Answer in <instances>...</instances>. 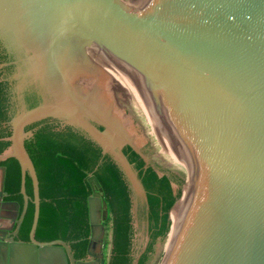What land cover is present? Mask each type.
Returning <instances> with one entry per match:
<instances>
[{
  "label": "water",
  "instance_id": "95a60500",
  "mask_svg": "<svg viewBox=\"0 0 264 264\" xmlns=\"http://www.w3.org/2000/svg\"><path fill=\"white\" fill-rule=\"evenodd\" d=\"M0 43L15 105L0 162L16 160L23 199L18 217L0 164V264H90L62 239L35 238L39 182L24 142L37 129L26 127L46 119L79 131L120 171L132 264L152 238L124 147L171 176L173 194L180 188L144 264H264V0H0ZM86 180V253L104 264L106 202L93 172Z\"/></svg>",
  "mask_w": 264,
  "mask_h": 264
},
{
  "label": "trees",
  "instance_id": "16d2710c",
  "mask_svg": "<svg viewBox=\"0 0 264 264\" xmlns=\"http://www.w3.org/2000/svg\"><path fill=\"white\" fill-rule=\"evenodd\" d=\"M27 101H31V98H27ZM2 102L0 94V120L6 118ZM36 125L39 127L33 137L24 142L39 182L40 205L35 238H62L70 241L77 256L83 254L89 231L87 197L91 192L86 179L89 172H93L102 187L108 208V217L103 222L110 229V237L105 240L106 245L110 244L107 264H132L130 201L128 189L116 165L107 155L102 156L100 148L79 131L69 126L60 128L47 120L34 123ZM9 134L10 130H0V152L8 145L9 142L3 138ZM123 152L138 170L147 192L152 239L137 261V264H144L148 252L152 250L154 237H162L169 230L168 211L179 196L180 188L173 194L171 176L164 173L159 177L151 167L143 169L142 159L129 147H124ZM0 164L6 168L4 189L9 193V198L21 203L20 173L16 160L7 158ZM25 188L26 193L32 196L28 176ZM32 216L33 203L28 201L20 225L22 239L28 237Z\"/></svg>",
  "mask_w": 264,
  "mask_h": 264
},
{
  "label": "flooded vegetation",
  "instance_id": "af4514ba",
  "mask_svg": "<svg viewBox=\"0 0 264 264\" xmlns=\"http://www.w3.org/2000/svg\"><path fill=\"white\" fill-rule=\"evenodd\" d=\"M10 61H11V57L7 54L6 50L2 47V45L0 43V94L3 97V102H2L3 105H4L3 110H4V113H5V117H6L5 119L0 120V130L2 129V131L4 129L9 130V126L7 124V121L9 119V117L14 113V110H15V105H14V101H13V96H14V88H13V85H12L13 84V80L9 79V77H10V75L12 73V68H13V65L11 64ZM27 98H31V101L28 102ZM24 99H25V102L27 103L28 107H31V106L35 105L36 102H37V99L35 98V96L33 95L32 92H25L24 93ZM47 121L50 122V123H53L52 121H49V120H47ZM53 124H55V123H53ZM32 125H29L27 128H32V127L38 128L39 127V125H36V126H34V124H32ZM57 125H58V127H60V125L58 123H57ZM60 128H62V127H60ZM143 169H146V168L143 167ZM3 189H4V187H3ZM4 191H6V190L4 189ZM3 199H5V200H14V199L9 198V193L5 197H3ZM21 199H22V196H21ZM103 199H104V196H103ZM19 204H21V205H20V208H19L18 217H19V215L21 213V209H22V206H23V199H22V202L19 203ZM106 208H107V204H106ZM107 212H108V208H107ZM11 214H12V211H11ZM107 217H108V215H107ZM104 221H102V223ZM10 222H11V220L8 219L6 223H4V222L3 223L8 225ZM103 225H104V223H103ZM104 227H105V236H104V241H103V245H102L101 249H102V256L104 258V264H107L108 263V258L105 257V255H104V249L107 246L105 244V240H106V235H107V230L108 229L106 228L105 225H104ZM88 235H89V231H88ZM88 235L86 236L87 242H86V245H85L84 252H83V254L81 256H77L75 254L76 250L72 248V246L70 244V241L62 239V238H59V239H62V240H64L67 243V245L70 248V251L72 252L73 257L75 258V262L76 263L81 261V262H84V263L90 262V264H94V263L100 264L98 262L97 255L90 257L86 253V246H87V243H88ZM53 239H57V238H53ZM23 240H26V239H23ZM49 240H52V239H49ZM41 241H48V240H41Z\"/></svg>",
  "mask_w": 264,
  "mask_h": 264
},
{
  "label": "rangeland",
  "instance_id": "374dc122",
  "mask_svg": "<svg viewBox=\"0 0 264 264\" xmlns=\"http://www.w3.org/2000/svg\"><path fill=\"white\" fill-rule=\"evenodd\" d=\"M109 237H110V229L107 230V235H106L107 239H109ZM109 248H110V244L108 243L107 246L104 249L105 257H108Z\"/></svg>",
  "mask_w": 264,
  "mask_h": 264
}]
</instances>
